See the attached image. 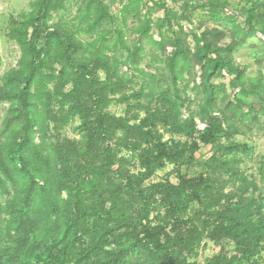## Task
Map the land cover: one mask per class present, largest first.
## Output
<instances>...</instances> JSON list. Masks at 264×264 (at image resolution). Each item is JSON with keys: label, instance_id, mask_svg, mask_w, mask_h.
Listing matches in <instances>:
<instances>
[{"label": "trees", "instance_id": "trees-1", "mask_svg": "<svg viewBox=\"0 0 264 264\" xmlns=\"http://www.w3.org/2000/svg\"><path fill=\"white\" fill-rule=\"evenodd\" d=\"M68 1L37 0L8 28L20 57L0 81V264H193L205 241L221 247L206 264H259L264 196L242 170L250 147L233 138L264 117V78L249 77L234 54L257 38L264 62V4L243 6L240 22L224 13L227 0H170L177 10L128 0L119 22L136 25L129 47L105 0H77V30L53 23ZM198 8L199 34L183 26ZM147 46L170 51L161 88L138 69ZM196 75L202 101L186 116ZM225 76L229 85L216 83ZM203 147L210 156L196 158ZM168 165L177 183H150Z\"/></svg>", "mask_w": 264, "mask_h": 264}, {"label": "rangeland", "instance_id": "rangeland-1", "mask_svg": "<svg viewBox=\"0 0 264 264\" xmlns=\"http://www.w3.org/2000/svg\"><path fill=\"white\" fill-rule=\"evenodd\" d=\"M37 0H0V81L4 73L9 71L10 69L14 68L18 62L20 57V50L17 45L10 41L7 38L8 28L11 22V19H16L20 14L28 13L31 11V6ZM158 1V0H154ZM106 3L111 5V12L113 15L117 16V20L114 25L117 28L121 29L123 38L125 40L126 46L132 47L134 42V34L133 29L136 26L135 23H132L129 20V23L124 26L119 22L120 10L122 5L126 4L128 0H105ZM166 5L174 10H177L180 3L174 4L170 0H165ZM228 6L225 8L226 15H232L239 18V21L242 22V19L239 16V10L243 6H249L252 3L257 4H264V0H227ZM113 3V4H111ZM81 8V3L77 0H69L66 5V10L58 11L53 14L52 21L55 24L65 25L74 30L80 28L81 21L78 18L79 9ZM201 8H198L193 15L191 24L187 22H183V26L188 28L189 30L196 32L199 34L200 30H204L200 26L204 25L201 24V20L203 17L201 16ZM165 16L164 11L157 12L150 19L154 22L163 19ZM208 26V25H206ZM210 28L213 26H209ZM110 28L109 26H104L103 29ZM168 27H165L162 33L166 34ZM222 28H226L222 26ZM228 28V27H227ZM151 34H153L156 39L159 35V30L157 27H153ZM168 34V33H167ZM80 38L85 39L88 36L84 33L79 34ZM89 38V37H88ZM262 41L260 35H258ZM189 41L192 46L194 47V43L192 42V38L189 36ZM226 43H229V40H226ZM261 43L256 38L251 39L248 43L243 46L242 48L238 49L234 54L236 62L239 65H248L249 71L248 76L251 78L262 77L264 78V62L262 63L261 54L259 53L258 49ZM170 51H168L165 55L158 50L150 49L147 46V56L143 62L140 63L138 66L139 70H144L147 74H152L157 76V80L155 84L161 88L164 86L162 81V73H163V64L159 62L162 60L164 56L168 55ZM117 58L120 59L122 64V71L129 76L135 74V70L133 66L128 62V52L123 47H120L115 53ZM156 57V59H154ZM123 62V63H122ZM196 73L199 74V69H196ZM137 74V73H136ZM231 77L225 76V78L216 81V83L224 82L225 84L229 85L231 81ZM142 79L137 78L135 80V89H139L140 85L142 84ZM199 79L196 77L194 81H192L189 85L187 90V97L190 102L189 109L185 112L187 116L190 112H197L198 106L202 101V95L195 90V86L199 85ZM153 84V83H151ZM154 85V84H153ZM7 105L3 104L1 106L0 112V129L2 125L3 116L5 114V108ZM110 111L116 116H123L124 106L120 104H114L110 108ZM204 128L202 124L199 125V129ZM242 134L233 138L234 141L247 144L250 147V152H248L245 156L242 157L243 165L242 170L249 177H253L260 189L262 196H264V179L261 178L260 174L258 173L260 162L264 158V117H260L259 123L250 122L245 127H241ZM67 136L70 138L76 137V133L71 129L68 128L66 130ZM168 137H166L167 139ZM210 148L203 147L199 153L196 154V158H208L210 156ZM125 156H129L128 154H124ZM177 173H179L178 169H175L173 166H167L163 171H160L156 174V176L150 181V183L160 182V181H167L176 184L177 183ZM5 199L0 196V202L4 203ZM221 247L216 245L210 241H205L200 249L199 255L197 259L193 261V264H206L207 260L212 258L213 256L217 255L220 251ZM228 249L233 252V246L229 245ZM259 264H264V254L261 255L259 259Z\"/></svg>", "mask_w": 264, "mask_h": 264}]
</instances>
